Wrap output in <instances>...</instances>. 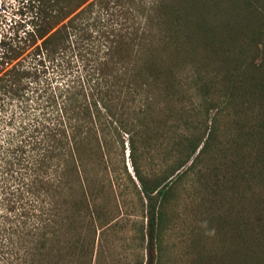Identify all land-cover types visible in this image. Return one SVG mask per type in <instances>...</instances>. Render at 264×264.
<instances>
[{"label":"trees","instance_id":"1","mask_svg":"<svg viewBox=\"0 0 264 264\" xmlns=\"http://www.w3.org/2000/svg\"><path fill=\"white\" fill-rule=\"evenodd\" d=\"M16 2L0 25V264H92L124 176L146 213L139 264H159L188 175L229 226L230 251L203 264H264V0Z\"/></svg>","mask_w":264,"mask_h":264},{"label":"rangeland","instance_id":"2","mask_svg":"<svg viewBox=\"0 0 264 264\" xmlns=\"http://www.w3.org/2000/svg\"><path fill=\"white\" fill-rule=\"evenodd\" d=\"M16 4V0H0V25L13 17ZM125 148L127 171L132 176L127 145ZM126 180L125 176L113 180L120 211H106L111 222L97 232L92 264H139L145 260L141 233L145 229L146 213L141 211L137 196L128 192L120 194L122 186H132ZM174 196L175 199L163 211L164 225L157 249L159 264H203L226 255L230 249L222 243L219 232H229V226L221 223L224 211L208 204L201 185L190 175L177 184ZM232 213L235 215L234 211H229V217Z\"/></svg>","mask_w":264,"mask_h":264}]
</instances>
